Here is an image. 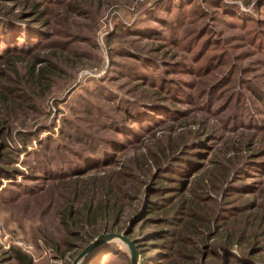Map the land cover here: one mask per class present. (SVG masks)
Listing matches in <instances>:
<instances>
[{
  "label": "trees",
  "instance_id": "1",
  "mask_svg": "<svg viewBox=\"0 0 264 264\" xmlns=\"http://www.w3.org/2000/svg\"><path fill=\"white\" fill-rule=\"evenodd\" d=\"M103 1L0 0V188L2 180L9 184L0 190V203L5 202L4 197L12 201L21 194L33 193L15 180L23 172L15 168L20 153L8 145L13 132V138L27 151L32 140H38L54 125L34 128L47 116L49 102L53 99L56 106L54 96L75 83L79 70L91 66L75 48L82 38L50 28L51 19L55 21L62 14L92 20L91 15L97 18L100 13ZM195 1L156 0L137 14L131 30L125 24L127 17L119 10L108 44L118 33L138 42L150 39L160 51L167 47L176 51L173 60L161 63L150 52L121 51L117 57L130 59L133 65L111 59L108 74L112 75L97 84L104 98L115 103L109 112L97 111V116L104 119L97 125L103 136L71 126L72 120L65 118L63 129H74L75 142L81 145L66 147L74 158L63 152L59 160L57 146V160H44L36 151L22 160L21 165L30 171L23 181L49 183L60 195L56 214L67 239L53 247L55 253L63 256L81 249L95 229L111 230L125 214V236L135 226L139 230L152 228L142 237L144 240H133L144 264H198L199 254L208 257L209 251L214 257L208 264H264V160H256L264 155V147L260 143L256 150L254 143L257 134H264V120L258 123L254 115L264 113L255 109L252 114L248 112L247 124L241 122L245 91L258 103L264 101V95L251 90L243 80L234 82L229 73L208 83L213 80L211 72L221 70L232 58L230 44L224 46L226 41L215 38L212 24L204 18L210 14L222 25L239 21L237 27L243 29L244 40L263 54L264 34L247 30L248 22H261L241 20L234 4L207 0L205 5L213 9L207 13L209 10L195 5ZM115 2L107 0L106 4L117 5ZM255 10L264 12V0L256 2ZM200 22L201 26L194 28ZM220 48L218 55L207 57L210 51ZM109 51L111 54L113 50ZM172 75L174 78H167ZM189 76L195 80L183 79ZM117 78L125 81L121 97L104 85ZM229 86L236 88L225 102L236 101L235 109L223 125L232 132L238 126L247 128L253 135L246 140L243 136L223 139L215 148L210 145L215 138L214 128L207 119L219 118L224 111L213 108L230 91ZM186 104L194 108L177 107ZM84 113L92 115L90 109ZM192 113L204 118L190 117ZM61 134L66 136L63 130ZM46 141L51 142L50 138ZM33 155L34 161L30 159ZM254 177L257 182L245 179ZM13 188L16 191L6 198L3 193ZM220 233V239L214 241ZM149 247L157 254L143 256ZM11 254L15 264H34L32 257L19 249H12ZM105 255L115 256L113 261L120 264H130L114 242L93 250L83 264H106ZM260 255L262 258H255Z\"/></svg>",
  "mask_w": 264,
  "mask_h": 264
},
{
  "label": "rangeland",
  "instance_id": "2",
  "mask_svg": "<svg viewBox=\"0 0 264 264\" xmlns=\"http://www.w3.org/2000/svg\"><path fill=\"white\" fill-rule=\"evenodd\" d=\"M106 1L107 0L103 1V6L101 7V11L100 13H98L97 18L95 17V14L91 15L93 19L96 18V21L95 19L91 20L90 18L74 19L75 17H67L66 15L62 14L59 15V17H62L57 18V20L55 21L51 19L52 25L50 26V28H59L65 31L67 30L74 33V35L80 36L82 38L80 42L75 44V48L79 50L80 56H83L84 60H87V62H89L88 65L91 66L79 70L76 75L75 83L70 88H68V90L59 92L54 96L57 100V107L52 104L53 99L49 102L46 109L47 116L35 123L34 128H38L40 126L46 128L49 125H54L52 129L42 132L39 135L38 140H32V143L27 147V151H24L22 149L20 143L18 142V139L13 138L15 132H13L12 134L13 139L11 138V142L8 143V145L11 149H13V151L20 153L19 161L18 163H16L15 168L18 170H22L23 172L22 176H19L15 179L16 183L21 184L23 189H25V187H30L33 193L21 194L19 195L18 199L12 201L5 200L4 197L3 200L5 202L0 203V264H15L14 260H12L11 254L12 249L14 248L19 249L31 256L34 264H71L72 260L77 256V254L81 252L82 249L86 247L90 242H92V240L96 238L97 235H106L110 233L124 234L123 232L127 227L128 221L125 220V214H123L120 219L116 221L111 230L97 231V229H95L94 236L91 239H88L87 243L83 244L81 249H76L71 252V254L66 253L65 255H63L64 257L58 253H55L53 247L56 244H59L61 241L67 239V235L63 230L61 220H59L56 214L58 212L60 195L52 187V185H49V183L23 181V179L26 177V172L30 173V171L26 166L21 165L22 160H27L28 154L34 151L38 152L44 160H57L54 159V151L55 149H57V146L58 151L56 152H58L59 160L62 159L63 152L64 154H68L66 155L68 156V158H74L73 154L68 153L67 149L81 148V145L78 142H75L76 131L74 129H63V127H65L63 125V119L65 118L72 120L71 126L78 125L81 129L86 130V132H88L89 134L96 135L97 137L103 136V132L99 130L97 125L99 124V122L103 124L104 119L97 116V111L103 110V112H109L110 108L115 103L109 102L104 98L103 93H101L100 90L101 87L97 84L112 75L108 74L110 72L109 70L111 59L118 64L122 63L133 65V62L130 59H127L126 57H117L118 55H121V51L125 52L127 50H133L139 53H141V51L150 52V56L155 57L157 61L161 63L170 62L171 60H173L172 56L176 51H170L168 47L160 51L158 49L159 45L157 43L151 42L150 39L143 38L140 42H138L135 41L136 38L132 36L129 37L125 36L123 33H118L119 36H116L114 39H112L110 44H108V41H106L107 37L111 36L114 32V25L119 19V17H117L119 16V10L120 13H122L121 16L125 15L127 17V21L126 19H124L125 24L131 30L132 24L137 14H139L140 11L147 9L156 0H112L113 2L116 1L115 3L117 4L112 6H108L106 4ZM178 1L185 3L186 0ZM206 1L207 0H196L195 5L201 7L205 11L209 10L207 13H211L213 9L208 8V6L205 5L204 2ZM220 1L236 5L239 8V16L243 21L260 20L261 23L257 25L248 22L249 27L247 30L253 31L254 33L256 32L257 34H264V12L256 13L255 10L256 2L258 0ZM92 11H95V9H93ZM166 17L168 16L164 15V18ZM208 18L206 17L204 18V20H206L207 23L212 24L211 31L214 34L213 36H215V38L217 39L220 38L223 41H226L225 43H223L224 46L230 44L228 49H230V57L232 58V60L227 61L225 67H223L221 70L211 72L213 74V80L208 83H212L215 79H221L229 73L232 76V80L234 82L243 80V82H247V85L251 90H257L264 95V53L260 54L257 48L253 47V45L249 46V42L244 40L243 29L237 27L240 23L239 21L232 20L234 24H237L234 27L231 26L233 23H229L230 25H226V23L222 25L219 22L213 21V16H211L210 14ZM63 20H65V22H63ZM168 20L170 21V19ZM200 24L201 22L198 25L196 24L194 28H198L199 26H201ZM18 25L22 28L24 27V25L21 23H18ZM159 31L162 33H166L163 30ZM89 37H91L92 39L87 41L86 38ZM133 40L134 42L131 45L130 43ZM110 49L113 50L111 52L112 55L110 54ZM220 50L221 48L219 50L216 49L215 51L213 49L208 53L207 57L218 55ZM165 53L166 55H164ZM141 54H145V52ZM87 57H89L90 59H87ZM203 63H205V61H203L202 64ZM152 74L155 77L159 76V73L152 72ZM167 78H174V75ZM183 79L193 81L195 80L194 77L190 76L183 77ZM207 80H209V78ZM104 85L108 88H111L110 90H112L118 97L123 96V92H125L126 90L125 81L121 78H117V81L110 84H106L105 82ZM230 86L228 87L230 91H227L224 95V98L218 101L213 108V110H221L222 108H225L224 111H221L222 113H220L218 110V113H220L219 118H216L217 116H213L210 119H207L209 120L210 125L214 128L215 138L211 141L214 145H210L214 146L215 148L221 144L223 139L243 136L246 140L247 138L251 137L250 135H253L247 128H241L238 126L235 128L236 130L232 132L233 129L229 130V128L227 129L223 125L224 121L227 119V117L233 114V110L235 109L234 102L236 101H233L232 103L225 102L226 99H229V95L231 94L232 89L235 90L236 88V86ZM244 96L245 107H243L244 110H242L241 112V122L247 124L250 120L248 114H252L255 109L264 113V101L261 103L256 102V100L253 99L252 95L247 90L245 91ZM177 107L184 110L194 108L193 106L187 104L182 106L178 105ZM85 109H90L92 115H86L84 113ZM192 114H189V116L196 117V119L204 118L201 117L202 115H200L199 113H194L193 115ZM255 114L256 115H254V120H257L258 123H261V121L264 120V114L262 116H260L256 112ZM61 130H63L66 136H64V134H61ZM138 131L139 130H137V132ZM256 137H254V143L255 149L257 150L260 143H262V146L264 147V134H257ZM46 138H50L51 142H45ZM39 141H42L43 144L39 145ZM129 152L131 153L134 151L130 150ZM30 159L34 161L35 156L33 155ZM256 160H264V155L261 156V159L257 158ZM245 179L250 183L253 181V179L257 182V179H255V177L252 179ZM1 184L2 187L0 188V190L6 189L9 185L8 181L6 180H2ZM13 190L15 192L16 188L8 189L3 194L7 196L9 193H11V191L13 192ZM8 196L6 198H8ZM110 222L111 220L109 221V223ZM78 228H80L79 224ZM78 228L75 227L76 230ZM151 231L152 228L146 227L142 230H139V227L135 226L131 234L126 237L130 241L135 240L140 242L141 240H144L142 239V237L147 236ZM221 235L222 233L217 234L214 237V241H218ZM69 240H71L70 237ZM113 242L118 244L120 250L122 252H125V254L129 258L126 247L117 240ZM202 251L204 252V250ZM157 252V250L149 247L143 254V256H146L148 254H157ZM218 252H220V250H218ZM208 253V257L205 256L204 253L199 254L201 262L199 261L198 264H208L210 262V260L214 256L211 251H209ZM140 256L142 257V254H140ZM261 256L263 255L257 256L255 258H262ZM115 258L116 257L113 255H105L104 262L106 264H120V262L118 261H113ZM83 262L84 260L80 264H83Z\"/></svg>",
  "mask_w": 264,
  "mask_h": 264
},
{
  "label": "water",
  "instance_id": "3",
  "mask_svg": "<svg viewBox=\"0 0 264 264\" xmlns=\"http://www.w3.org/2000/svg\"><path fill=\"white\" fill-rule=\"evenodd\" d=\"M116 240L126 247L129 255L130 264H144L143 259L140 256L138 250L136 249L133 241H130L124 234L113 233L106 235H98L92 240V242H90L86 247H84L81 252L77 254V256L72 260L71 264H80L87 256V254H89L92 250L98 248L99 246L105 243L113 242Z\"/></svg>",
  "mask_w": 264,
  "mask_h": 264
}]
</instances>
